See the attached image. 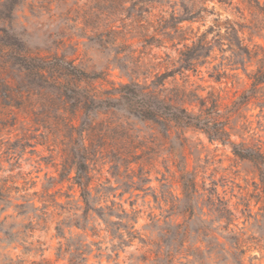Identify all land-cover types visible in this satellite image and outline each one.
I'll return each mask as SVG.
<instances>
[{
    "label": "rangeland",
    "instance_id": "obj_1",
    "mask_svg": "<svg viewBox=\"0 0 264 264\" xmlns=\"http://www.w3.org/2000/svg\"><path fill=\"white\" fill-rule=\"evenodd\" d=\"M152 1L19 0L10 20L0 21V25H10L11 34L28 50L63 54L91 73L104 72L109 82L130 81L131 77L125 73L127 67H134L135 80L150 82L157 71L172 68L170 58H177L170 43L158 47L146 45L141 39L143 31L153 34V22L160 13ZM164 1L170 13L177 0ZM222 1H207L213 13H208L204 21L194 22V31L199 28V33L203 32L220 17L223 35V21L229 18L242 24L240 35L250 47L258 44L264 48V28L257 30L251 26L252 16L242 0ZM145 3L151 5V13L141 11ZM108 27L119 32L110 34L105 31ZM217 32L210 33L208 39L217 38ZM225 37L213 40L216 47L209 63L196 72L184 73L189 75V84L194 82L193 87H200L203 96L216 90L228 99L250 86L243 67L233 64L237 59ZM125 42L132 47H123ZM220 47L224 50L220 51ZM125 49H136L139 60L133 61V66ZM256 67L255 61L247 63L248 70ZM224 70L228 74H222L219 81L211 77ZM185 80L186 76L177 73L166 79V86L172 87L174 81L181 85ZM186 106L197 110L195 103ZM59 115L56 110L40 114V130L35 131L34 127L27 131L22 123L0 130V188L4 187L0 191V264H200L192 254L194 251L201 252L203 264H264V214L260 210L263 204L258 202L262 185L253 163L235 156L231 145L212 142L203 132L189 129L186 147L180 145V140H172L157 155L151 151L150 154L156 155L153 164L146 167L151 182L142 185L141 190L129 188V183L138 181L137 177L132 178L139 173L138 169L134 173L124 171V167L115 171L110 164L98 165L91 172L94 197L91 207L108 205L115 212L103 218L91 211L86 218L80 189L72 180L61 181L60 158L53 159L45 138L40 136L47 133L46 127L54 128ZM244 115L245 118H236L238 124L232 140L249 145L261 143L264 148V113L251 104ZM130 122L138 134L147 137L152 134L149 123L137 118H131ZM172 151L178 152V156ZM180 164L198 172L200 188L216 183L218 195L233 211L227 230L229 219L220 218L212 203L203 202L207 196L195 205L192 216L182 211L183 199L175 201L177 208L171 206L174 197H182L177 166ZM132 167L137 168L135 164ZM74 174L72 171L71 176ZM202 220L207 221L211 230L205 232L209 233L207 238L198 232L203 229ZM176 223L188 224L191 252L187 251L189 245L183 247L172 242L170 235L167 239L172 244L170 250L175 261L167 262L165 257L155 260L158 252L165 256V229L174 231ZM239 236L243 239V252L235 247Z\"/></svg>",
    "mask_w": 264,
    "mask_h": 264
},
{
    "label": "trees",
    "instance_id": "obj_2",
    "mask_svg": "<svg viewBox=\"0 0 264 264\" xmlns=\"http://www.w3.org/2000/svg\"><path fill=\"white\" fill-rule=\"evenodd\" d=\"M207 1L177 0L170 13L165 9L164 0L152 1L159 7L160 13L153 22V34L140 31L141 39L146 45L158 47H166L170 43V48L177 52V58H170L172 68L164 72L157 71L150 82L135 80L134 67L125 69L126 75L131 77L130 81L109 82L104 72L91 73L77 64L75 59L63 54L28 50L11 34L10 25H0V130L18 123H22L27 131L34 127L35 131L40 130V114L52 113L54 110L59 112L54 128L46 127L47 133H41L40 136L45 138L53 159L60 158L61 181L72 180L73 185L80 189L79 197L84 203L86 218L91 211L103 218L106 215L112 216L115 212L108 205L91 207V200L94 199L90 187L93 177L91 172L98 165L103 167L110 164V168L115 171H121L124 167V171L134 173L138 169L139 173L132 175L138 181L129 183V188L141 190L142 185L151 182L150 170H146V167L153 164L160 149H165L172 140H180V145L186 147L189 140L186 132L189 129L203 132L212 142L231 145L235 156L253 163L262 185L258 202L263 204L260 210L264 214V148L261 143L249 145L244 141L237 143L232 140L233 130L238 124L236 118H245L244 111L249 105L260 107L264 113V48L258 44L250 47L240 35L242 24L229 18L223 21V35L220 33L223 26L218 23L220 17L215 18V23L203 32L199 33V28L194 31V22L204 21L208 13H213V9L208 8ZM18 2L19 0H4L0 3V21L10 20ZM242 2L252 16L251 26L257 30L263 29L264 2ZM150 6L145 3L141 6V11L151 13ZM184 22L190 25L184 26ZM108 28L105 31L108 30L110 34L116 35L119 32L115 28ZM216 30L217 38L208 39V35ZM222 36H226L225 41L237 59L233 64H240L250 80L248 88L241 93L236 91L228 99L216 90H210L206 96L201 95L200 87H193L194 82L189 84V75L184 74L186 71L196 72L199 67L209 63L208 59L214 58V42H217L214 39ZM124 46L130 48L132 44L125 42ZM223 50L220 47V51ZM124 51L128 52L129 63L133 66V61L139 60L135 56L136 49ZM253 61L256 62V69L248 70L247 63ZM177 73L186 76L185 83L179 85L174 81L172 87H167L166 79ZM222 74L227 76L228 73L224 70L223 73L211 74V77L219 81ZM104 81L108 84H104ZM194 103L197 110L186 106ZM131 118L149 123L152 134L148 137L138 134L132 127ZM151 151L156 155L150 154ZM172 154L178 156L176 151H172ZM133 164L137 168L132 167ZM177 166L181 173L182 197H174L175 200L171 201L173 208H177L175 201L183 199L182 211L192 216L195 205L207 196L203 202L212 203L220 218L228 220L233 215L228 202L218 195L216 183L208 188H200L198 172L187 169L185 164ZM72 171L75 172L73 176ZM3 189L1 187L0 191ZM95 189L99 192L98 188ZM167 194H170L169 191ZM16 207L22 208L24 204H16ZM123 213L126 214L125 210ZM232 220H228L226 230ZM202 223L203 229L199 228L198 232L207 238L209 233L205 232L211 230L206 225V220H202ZM190 233L188 224L184 223H176L174 231L166 228L163 237L166 244L165 256L158 252L155 260L165 257L167 262L175 261V255L170 250L172 244L167 239L170 235L172 242L183 247L189 245L187 251L191 252ZM243 246L241 236L236 237V249L243 252ZM192 254L196 261L203 264L201 252L194 251ZM188 255L187 253L186 256Z\"/></svg>",
    "mask_w": 264,
    "mask_h": 264
}]
</instances>
